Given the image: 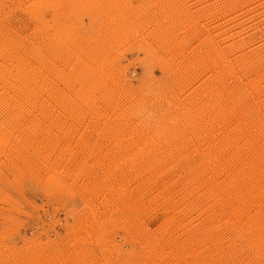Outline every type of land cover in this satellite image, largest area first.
Here are the masks:
<instances>
[{
    "label": "rangeland",
    "instance_id": "rangeland-1",
    "mask_svg": "<svg viewBox=\"0 0 264 264\" xmlns=\"http://www.w3.org/2000/svg\"><path fill=\"white\" fill-rule=\"evenodd\" d=\"M263 61L264 0H0V264H264L225 162L264 168ZM230 88L247 155L212 139Z\"/></svg>",
    "mask_w": 264,
    "mask_h": 264
},
{
    "label": "bare ground",
    "instance_id": "bare-ground-1",
    "mask_svg": "<svg viewBox=\"0 0 264 264\" xmlns=\"http://www.w3.org/2000/svg\"><path fill=\"white\" fill-rule=\"evenodd\" d=\"M174 4V3H173ZM168 13H166V15H167ZM183 14V13H182ZM169 15H170V13L168 14V18H169ZM171 17V16H170ZM170 22V21H169ZM173 22V21H172ZM190 23V22H189ZM173 24V23H172ZM167 25H168V23H167ZM171 25V24H170ZM186 25V24H185ZM184 25V26H185ZM189 25V24H188ZM163 26H166V25H163ZM168 27H170V26H168ZM162 28H164V27H162ZM167 28V27H166ZM171 28V27H170ZM190 28V27H189ZM157 29V28H156ZM159 30H161L160 28H159ZM163 30V29H162ZM162 30L160 31V32H162ZM164 31H165V29H164ZM160 32L158 33V34H160ZM164 33V32H163ZM162 34V33H161ZM162 36V35H161ZM159 37V36H158ZM161 38V37H160ZM166 39V38H165ZM157 41V40H156ZM172 43V42H171ZM249 43V42H248ZM186 43H184V45H185ZM246 44V43H245ZM171 46V45H170ZM181 46V45H180ZM186 46H187V44H186ZM174 47V46H173ZM205 47V46H204ZM181 48H183L182 46H181ZM180 47H179V49H181ZM186 48V47H185ZM172 49V48H171ZM187 49V48H186ZM189 49V48H188ZM187 49V50H188ZM182 51V50H181ZM180 51V52H181ZM169 52V51H168ZM184 52V51H183ZM182 52V53H183ZM187 53V52H186ZM185 53V54H186ZM203 53V52H202ZM216 53V52H215ZM245 54V53H244ZM170 55V54H169ZM174 55V54H173ZM182 55V54H181ZM184 55V54H183ZM190 55V54H189ZM215 55V54H214ZM243 55V54H242ZM184 56H186V55H184ZM188 56V55H187ZM218 56V55H217ZM252 56V55H251ZM257 56V55H256ZM203 57V56H202ZM263 57V56H262ZM191 58V57H190ZM237 58V57H236ZM246 58V57H245ZM260 58V57H259ZM247 59V58H246ZM258 59V58H257ZM262 59V58H261ZM191 60V59H190ZM189 60V61H190ZM205 60V59H204ZM250 60V59H249ZM216 61V60H215ZM244 61H245V59H244ZM243 60H242V62L244 63V66H245V64H246V62H248V60L247 61H245L244 62ZM253 61V62H252ZM252 61H250V63H254L255 61L254 60H252ZM187 62H188V60H187ZM187 62H185V63H187ZM203 62H205V61H203ZM217 62H218V59H217ZM225 62V61H224ZM264 62V61H263ZM181 63H183V62H181ZM194 63V62H193ZM241 63V62H240ZM243 63H241V64H243ZM249 63V64H250ZM190 64H191V61H190ZM219 64V63H218ZM232 64H233V62H232ZM248 64V63H247ZM246 64V65H247ZM255 64V63H254ZM253 64V65H254ZM184 65V64H183ZM192 65V64H191ZM235 65H237V63L235 64ZM256 65V64H255ZM188 66H190V65H187V67ZM193 66V65H192ZM216 66V65H215ZM223 66V65H222ZM226 66V65H225ZM232 66V65H231ZM244 66L242 67V68H244ZM191 67V66H190ZM194 67V66H193ZM241 67V66H240ZM249 67H251V66H249ZM248 67V68H249ZM257 67V66H256ZM218 68V67H217ZM241 68V69H242ZM255 68V67H254ZM187 69V68H186ZM185 69V70H186ZM195 69V68H194ZM221 69V68H220ZM247 69V68H246ZM260 69V68H259ZM188 70H190V69H188ZM250 70V69H249ZM254 70V69H253ZM258 70V69H257ZM191 71V70H190ZM226 71V70H225ZM258 71H260V70H258ZM51 72V71H50ZM185 72H188V71H185ZM221 72H223V71H221ZM233 71H231V74L229 75V76H231L233 73H232ZM238 72V71H237ZM244 72V71H243ZM247 72V71H246ZM254 72V71H253ZM264 72V71H263ZM48 73V72H47ZM194 73V72H193ZM195 73H197V72H195ZM202 73V72H201ZM256 73V72H255ZM50 74H52V73H50ZM189 74V73H188ZM203 74V73H202ZM226 74H227V72H226ZM244 74V73H243ZM249 74V73H248ZM260 74V73H259ZM261 74H262V72H261ZM39 75V74H38ZM191 75V74H190ZM190 75L187 77V78H189L190 77ZM194 75H196L197 76V74H194ZM240 75V74H239ZM258 75V74H257ZM263 75V74H262ZM47 76V75H46ZM56 76V75H55ZM185 76H187V75H185ZM192 77H193V75H191ZM244 76V75H243ZM249 76V75H248ZM251 76V75H250ZM259 76V75H258ZM48 77V76H47ZM195 77V76H194ZM198 77V76H197ZM254 77H256V76H254ZM261 77V76H260ZM52 78H53V76H52ZM55 78V77H54ZM186 78V79H187ZM196 78V77H195ZM231 78H232V76H231ZM247 78H249V77H247ZM47 79V78H46ZM49 79H50V77H49ZM185 79V80H186ZM253 79V78H252ZM257 79V78H256ZM262 79H263V77H262ZM262 79H259L260 81L262 80ZM191 78H190V81H188V79H187V81L188 82H191ZM194 80V79H193ZM251 80V79H250ZM236 81V80H235ZM248 82V81H247ZM124 83V82H123ZM206 83V82H205ZM250 83V82H249ZM71 84V83H70ZM239 84V83H238ZM248 84V83H247ZM251 84V83H250ZM257 84H259V83H257ZM126 85V84H125ZM252 85V84H251ZM254 85V84H253ZM49 86V91H50V89H52V86H50V84H48L47 85V87ZM256 86H258V85H255V87ZM120 87V86H119ZM214 88H216L215 86H213ZM121 88H122V86H121ZM124 88V87H123ZM260 88V87H259ZM125 89V88H124ZM257 89H258V87H257ZM46 90V89H45ZM54 90V89H53ZM123 90V89H122ZM161 90V89H160ZM217 90V89H216ZM227 90V89H226ZM229 90H231V92L228 94L229 96H227V98L225 99V103L224 102H222V103H224V105L223 104H220V102H219V104H217V106H214V108H213V111H212V113H213V117H212V121H211V132H212V139H216V138H214L215 136H217V134H216V132L219 130V129H224V127H226L227 129H230L231 131H232V128H234V127H239L240 128V130H238V132L240 131L241 132V134H238L237 133V131L235 132V133H237V135L235 134V136H234V132H233V134H232V132L230 133V135L227 137V139H226V142H225V145H230V144H232V141H233V139H237V140H239V138L241 139V144H242V146H241V148L240 149H238V151L236 150V152H243L244 151V153L247 155V154H249V152L251 151V154H249V155H252V156H249V158H247V156H244L245 158H238L237 156V158H234V156L235 155H238V153H233V154H227L228 156H227V160L225 161L226 162V165H227V172L228 171H231L232 172V175H234V176H236L237 178H238V180H239V182H240V187H239V189H238V191L237 192H235L234 194H231L230 193V195L229 196H227L228 197V199H229V202L231 201V196L233 195L234 197H236V198H238V199H235L234 201H233V203H232V205H234V204H236V205H238V208H239V205H241L242 207H244L243 205H245L246 206V204L249 202V201H253V204L255 203V201H256V203L261 199V197H262V195L264 194V180L262 181L261 179V176H262V174H261V171H262V169L264 170V168H263V166H262V168H261V171L260 170H258L259 172H257V171H255V175H253L252 176V178H251V176H250V178H249V175H248V173H249V171L251 170H247L248 169V165H250V166H254V164H255V158H256V154L254 153V151H253V149L252 150H250L252 147H253V142H255L256 140H258V139H260L262 136H261V131L263 130H261L260 131V127L257 125V124H253L254 122L253 121H251V120H249V121H251V123H245L246 122V120H248V119H246L245 120V115L246 114H248V113H244V111H245V107L243 106L244 104H243V99L244 100H246V97L244 98L243 96H244V94L241 96V95H239L238 96V92L236 91V92H234V90H233V88H230ZM228 90V91H229ZM52 91V90H51ZM130 92V91H129ZM234 93H236L237 94V96H235L234 97ZM52 94V93H51ZM87 94V93H86ZM127 94V93H126ZM215 94H217V92L215 93ZM222 94V93H221ZM50 95V94H49ZM56 95V94H55ZM27 96V95H26ZM25 96V97H26ZM218 96V95H217ZM9 97V96H8ZM24 97V96H23ZM22 97V98H23ZM60 97V96H59ZM132 98H134V97H132ZM131 98V99H132ZM193 98V97H192ZM217 97H216V95H215V98H214V100L216 99ZM221 98L222 97H220V100H221ZM39 99V98H38ZM54 99H55V97H54ZM53 99V100H54ZM127 99V98H126ZM136 99V98H135ZM219 99V98H218ZM24 99H22V101H23ZM31 100H33V99H31ZM35 100H37V99H35ZM174 100V99H173ZM213 100V99H212ZM213 100V101H214ZM27 102H28V100H27ZM30 102V101H29ZM33 102H36V101H33ZM215 102H216V100H215ZM217 102H218V100H217ZM249 102V101H248ZM213 103V102H212ZM247 103V102H246ZM13 104V103H12ZM25 104H26V102H25ZM24 104V105H25ZM64 104V103H63ZM117 104V103H116ZM251 104V103H250ZM250 104H249V106H250ZM31 105H32V103H31ZM37 105V104H36ZM57 105V104H56ZM216 105V104H215ZM3 106V105H2ZM38 106V105H37ZM116 106V105H115ZM188 106V105H187ZM213 106V105H212ZM51 108V107H50ZM245 108V109H244ZM252 108V107H251ZM17 109V108H16ZM253 109V108H252ZM204 110V109H203ZM249 110V109H248ZM14 111V110H13ZM61 111V110H60ZM192 111V110H191ZM199 112V111H198ZM203 113V112H202ZM251 113H253V112H251ZM254 115V114H253ZM247 116V115H246ZM250 116H251V114H250ZM248 117V116H247ZM256 117V116H255ZM255 117L254 118H252V119H254L255 120ZM258 117V116H257ZM119 118V117H118ZM105 120V119H104ZM189 121V120H188ZM206 121V120H205ZM258 121V120H257ZM116 123V122H115ZM207 123H208V121H207ZM207 123H204L203 124V126L205 127L206 126V124ZM258 124H259V122H258ZM210 125V124H209ZM118 126V125H117ZM195 129V128H194ZM226 129V130H227ZM236 129V128H235ZM142 132V131H141ZM219 132H220V130H219ZM228 133V132H227ZM226 133V134H227ZM221 133H219L218 135H220ZM224 134V133H223ZM263 134V133H262ZM225 137V136H224ZM223 137V138H224ZM225 139V138H224ZM217 140V139H216ZM218 140H219V138H218ZM260 140H263V139H260ZM259 140V141H260ZM214 142V156H212V157H214L215 159L217 158V153L215 152V151H217V149H215V148H217L218 147V145H217V147H216V143L217 142H215V141H213ZM221 142H222V140H221ZM234 142V141H233ZM237 143H238V141H236ZM240 142V141H239ZM256 143V142H255ZM262 144V143H261ZM233 145V144H232ZM236 145V144H235ZM203 146V145H202ZM220 146V145H219ZM222 146V145H221ZM257 146V145H256ZM256 146H254L255 148H256ZM223 147H225V146H222V148ZM230 147H231V145H230ZM233 147V146H232ZM235 147V146H234ZM238 147V146H237ZM259 147V146H258ZM264 147V146H263ZM226 148V147H225ZM224 148V149H225ZM219 149V148H218ZM221 149V148H220ZM231 149H233V148H231ZM237 149V148H236ZM262 149V148H261ZM227 150V149H226ZM226 150H224V152H226ZM230 150V149H229ZM250 150V151H249ZM206 151H208V150H206ZM205 151V152H206ZM203 152V151H202ZM212 152V151H211ZM218 152V151H217ZM223 152V150H222V153H224ZM229 152V151H228ZM230 152H231V150H230ZM229 152V153H230ZM216 153V154H215ZM221 153V152H220ZM222 153H221V155H222ZM253 153V154H252ZM116 154V153H115ZM206 154V153H205ZM239 154H241V153H239ZM225 155V154H224ZM203 156V155H202ZM241 156V155H240ZM258 156V155H257ZM261 156H263L262 158H264V155H261ZM220 157V156H219ZM223 157V156H222ZM225 158V157H224ZM261 158V157H260ZM218 159H220V158H218ZM257 159H258V157H257ZM264 159H262V161H263ZM258 161V160H257ZM261 161V162H262ZM259 162V161H258ZM260 164V163H259ZM258 164V165H259ZM263 164V163H262ZM256 167V166H255ZM226 168V167H225ZM253 169V168H252ZM255 169V168H254ZM260 169V168H259ZM254 171V170H253ZM263 172V171H262ZM251 173V172H250ZM231 175V176H232ZM212 178V177H211ZM233 178V177H232ZM216 180V179H215ZM237 181V180H236ZM235 181V182H236ZM237 183V182H236ZM202 184H204V183H202ZM201 185V184H200ZM206 185V184H205ZM158 186V185H157ZM235 186V185H234ZM238 186V185H237ZM217 187V186H216ZM224 187H226V186H224ZM236 187V186H235ZM137 188V187H136ZM135 188V189H136ZM151 188V187H150ZM219 188V187H218ZM227 188H228V186H227ZM226 188V189H227ZM232 188V187H231ZM238 188V187H237ZM225 189V188H224ZM138 190V189H137ZM136 190V191H137ZM231 190V189H230ZM145 191H146V189H145ZM153 191V190H152ZM234 191H236V190H234ZM142 192V191H141ZM150 192V191H149ZM149 192H148V194H149ZM155 192H156V190H155ZM167 192V191H166ZM224 192V191H223ZM226 192V191H225ZM151 193V192H150ZM154 193V192H153ZM140 194V193H139ZM145 194H146V192H145ZM157 194V193H156ZM143 195H144V193H143ZM187 195V194H186ZM225 196H226V194H224ZM138 196V195H137ZM142 196V195H141ZM147 197H148V195H146ZM155 196V194L153 195V197ZM160 196V195H159ZM150 197V196H149ZM142 198H144V196H142ZM172 198V197H171ZM185 198V197H184ZM149 199H151V198H149ZM152 199H154V198H152ZM169 199V198H168ZM215 199H217V198H215ZM228 199H226L225 201H226V203H229L228 202ZM264 199V198H263ZM142 200V199H141ZM140 200V201H141ZM147 200V199H146ZM145 200V201H146ZM145 201H141V202H145ZM149 200H147L146 201V203L148 202ZM167 201V200H166ZM262 201V200H261ZM150 202V201H149ZM152 202V201H151ZM240 202V203H239ZM154 203V202H153ZM170 203V202H169ZM255 203V204H256ZM147 204H149V203H147ZM155 204V203H154ZM153 204V205H154ZM164 204H167L166 202H164ZM262 204V203H261ZM139 205V204H138ZM141 205V204H140ZM151 205H152V203H151ZM182 205V204H181ZM249 205V204H248ZM247 205V206H248ZM252 205V204H251ZM259 205H260V203H259ZM259 205H257V206H259ZM164 206V205H163ZM168 206V205H167ZM240 206V207H241ZM246 206V207H247ZM255 206V205H254ZM262 206V205H261ZM260 206V207H261ZM140 207V206H139ZM149 207H150V205H149ZM165 207V206H164ZM179 207V206H178ZM249 207V206H248ZM247 207V208H248ZM260 207H257V208H260ZM185 208H187V207H185ZM234 208V207H233ZM236 208V207H235ZM245 208V207H244ZM237 209V208H236ZM251 209V208H250ZM140 210V209H139ZM151 210V209H150ZM245 210V209H244ZM234 211H236L235 209H234ZM234 211H233V213H234ZM247 211V210H246ZM248 212V211H247ZM229 213V212H228ZM242 213V212H241ZM148 214H149V212H148ZM230 214H231V211H230ZM258 215V214H257ZM162 216V215H161ZM233 216V215H232ZM157 217V216H156ZM164 217V216H163ZM153 218V217H152ZM233 219V218H232ZM231 219V220H232ZM149 220H151V219H149ZM169 221V220H168ZM168 224V223H167ZM153 232V231H152ZM160 251H162V250H160ZM163 254V253H162ZM161 254V255H162ZM165 254V253H164ZM167 256H169V255H167ZM165 257V256H164ZM170 257V256H169ZM160 258V257H159ZM169 259V258H168ZM161 260V259H160ZM174 262V261H173ZM35 264V263H34ZM40 264V263H39Z\"/></svg>",
    "mask_w": 264,
    "mask_h": 264
}]
</instances>
